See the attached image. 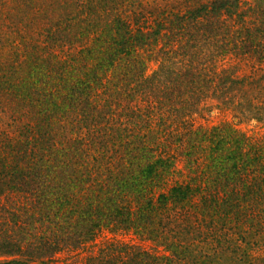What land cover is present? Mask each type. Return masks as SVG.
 Listing matches in <instances>:
<instances>
[{
	"label": "trees",
	"instance_id": "obj_1",
	"mask_svg": "<svg viewBox=\"0 0 264 264\" xmlns=\"http://www.w3.org/2000/svg\"><path fill=\"white\" fill-rule=\"evenodd\" d=\"M0 14V38L16 36L0 61V264H48L102 231L163 254L106 242L95 264H264V0ZM211 101L234 123L195 126Z\"/></svg>",
	"mask_w": 264,
	"mask_h": 264
},
{
	"label": "rangeland",
	"instance_id": "obj_2",
	"mask_svg": "<svg viewBox=\"0 0 264 264\" xmlns=\"http://www.w3.org/2000/svg\"><path fill=\"white\" fill-rule=\"evenodd\" d=\"M14 15H16L15 12L11 14V18L12 20H14V22L10 19V23L13 29L15 28L13 23H16L17 18L16 16L13 17ZM42 27V22H33L29 25V28H35L36 31H39V29ZM15 38L16 36L12 33V31H10L9 29H4V31L2 32V37L0 38V61L3 59V55H11L9 42L15 40ZM156 67V64L151 63L149 65L148 74H151L156 69ZM216 107L217 106L215 102H208L207 107L202 112H200L198 115L193 116L194 125L211 126L224 121L234 123L233 113L231 111ZM237 128L247 133L248 135H252L253 133L257 132L261 133V131H263L253 121H249L247 119L243 120L241 124H237ZM0 204L9 203L5 200L3 196H0ZM106 242H119L128 245H137L152 254H163L161 248L155 246L149 241L139 239L138 237L134 236L131 232L118 231L111 233L109 231H102L96 236L93 242L86 244L84 247H81L79 249L69 248L56 253L51 258L48 264H95L94 261H92V258L97 255L98 250ZM29 264H40V262H31Z\"/></svg>",
	"mask_w": 264,
	"mask_h": 264
}]
</instances>
